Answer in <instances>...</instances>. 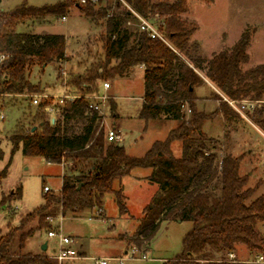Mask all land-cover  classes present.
Instances as JSON below:
<instances>
[{"label": "trees", "instance_id": "16d2710c", "mask_svg": "<svg viewBox=\"0 0 264 264\" xmlns=\"http://www.w3.org/2000/svg\"><path fill=\"white\" fill-rule=\"evenodd\" d=\"M86 1L60 0L34 6L24 0L8 11L0 10V101L39 93L40 87L28 79L30 69L35 64L43 68L66 59L64 35L23 32L19 27L46 16L65 17L76 7L87 18L106 20V33L101 37L105 56L85 73L70 75L66 86L77 93L94 94L104 82L143 66L144 101L139 118L146 126L161 117L177 125L165 140L155 141L137 157L128 154L120 142L107 141L103 118L89 108L85 98L63 104L55 124L40 107L31 112L27 127L19 125L9 137L11 156L22 148L27 156L63 165L65 173L59 192L43 193L44 203L0 238V264H57L46 251L23 254L28 239L38 231L52 230L50 219L94 210L102 216L108 193L116 194L124 212L123 192L114 190V183L136 168L150 169L148 180L159 190L144 208L135 232L120 239L148 251L163 222L190 220L192 228L183 238L181 253L164 264H260L256 259H230L229 254H235L237 245H244L257 257L264 254V236L256 229L257 223H264V195L252 199L255 189L246 188L249 177L239 173L242 157L226 155L218 160L209 148L213 139L203 131L205 123L216 115L228 122L241 118L223 96L239 102L246 98L251 102L264 100V64L242 68L249 59L251 33L245 31L231 51H221L206 60L198 55V44L191 42L198 25L183 17L189 12V0H123L129 8L119 1L122 10L118 13L112 5L97 8L92 0ZM134 13L155 19L168 43L146 31L134 36L124 27L125 19L136 16ZM206 82L223 95L217 98L219 105L213 113L201 111L197 105V89ZM110 105L116 120L112 100ZM254 122L264 131V109L257 111ZM175 142L181 143L180 156L174 155ZM10 164L11 159L0 171V185ZM22 196L23 187L19 186L0 205Z\"/></svg>", "mask_w": 264, "mask_h": 264}, {"label": "rangeland", "instance_id": "374dc122", "mask_svg": "<svg viewBox=\"0 0 264 264\" xmlns=\"http://www.w3.org/2000/svg\"><path fill=\"white\" fill-rule=\"evenodd\" d=\"M23 1L2 0L0 10L8 11ZM56 1L60 0H27V3L43 6ZM118 3V0H102L97 8L112 5L113 10L118 13L120 9L122 10ZM183 17L195 22L199 27L191 42L198 44V55L202 58L210 60L221 51H231L242 34L249 31L252 35L247 49L249 59L242 68L248 70L264 64V0H214L210 4L201 0H189V12ZM146 20L157 26L155 19ZM142 25L143 22L137 16L128 17L124 21V27L133 35L143 31ZM34 26V23L28 22L25 28L27 27L30 32L59 33L69 38L67 63H51L43 66V72L39 64H35L30 69V80L40 87L41 93H47V90L51 93L49 95L55 97L63 94L61 86L65 87L70 75L85 73L91 65L99 64L104 60L105 53L101 37L106 33L105 19L92 20L73 7L65 20L51 18L49 23L39 27L38 30ZM25 28L20 26L19 31ZM134 36L131 43H134ZM199 73L205 77L204 72ZM107 82L111 84L110 80ZM112 83L111 91L118 96L120 117L117 118V124L120 127L126 151L141 157L155 141L167 138L169 131L176 126L175 122L167 120L165 124L158 127L152 123L146 126L145 122L138 117L142 108L139 98L143 93V81L137 78L132 82L117 80ZM55 87L57 88L51 91L48 89ZM108 94L111 95L109 91ZM197 95L198 109L206 113H213L219 105L217 98L223 96L209 82L197 89ZM28 98L26 96L7 97L6 100L0 101V171L11 159L7 177L0 185V202L3 198L7 199L13 195L19 186L23 187L22 199L6 201L0 205V212H2L0 230L3 233L7 232V227L9 231V227L18 225L28 213L44 203L43 187L45 185L55 193H58L62 186L64 174L60 164L49 163L43 157L27 156L22 148L11 156L12 144L9 137L19 125L24 124L27 127L30 122L27 116L38 108ZM223 98L225 100L224 96ZM248 101L251 102L249 98L243 99L240 105H250L246 103ZM253 103H256L254 108L250 110L247 108L243 114H240V119L228 122L222 115H216L203 127L206 135L213 139L209 148L213 150L218 160L226 155L242 157L239 173L249 177L246 188L255 189L252 199L264 195V131L254 122L257 111L264 109V100ZM185 111L189 117V108L186 107ZM60 113L59 110L57 119ZM105 122L106 129L112 127L111 111ZM115 131L118 132L116 128ZM172 147L174 155L180 156L181 143L175 142ZM149 171L151 170L144 168L135 169L121 182L114 183V190L123 192L126 207L124 212L120 210L116 194L108 193L105 196L102 216L94 210L84 211L76 217L68 215L65 219L53 220L51 229L60 230L61 228L63 235L74 238V248L79 250L80 244L84 245L87 255L79 251L81 258L62 263L54 260L50 256L55 254L59 238H49L47 235L49 230L36 232L28 239L22 253L40 254L44 252L41 241L48 240L49 248L46 253L57 264H96V261L101 259H107L108 264H120V258H124L123 264H164L174 259L181 253L183 238L192 228L190 220L163 222L149 250L140 252V254L147 253V260L129 258L124 253V249L129 250L132 245L119 238L130 236L135 232L143 216L144 208L159 190L156 183L150 182L145 177ZM256 229L264 236V223H257ZM15 251L17 252V249ZM235 252V259L238 261L257 260V254L249 251L244 245H237Z\"/></svg>", "mask_w": 264, "mask_h": 264}, {"label": "built area", "instance_id": "2783aa9c", "mask_svg": "<svg viewBox=\"0 0 264 264\" xmlns=\"http://www.w3.org/2000/svg\"><path fill=\"white\" fill-rule=\"evenodd\" d=\"M80 3L86 4V0H79ZM102 0H92V2L96 5H98ZM122 4H124L125 7H128V5L123 0H118ZM129 8V7H128ZM141 21L143 22L142 28L143 31H146L149 33V35L152 38H158L166 43H168L167 38L165 35L159 31L158 27L149 23L146 19L140 17L136 13H134ZM5 59V56H1V60ZM111 85L109 82H104L102 84V90H100L97 93L94 94H81L74 92L73 90H69L70 88L66 86L64 87L63 94L59 96H51L48 94H42V93H34V94H28L24 95L26 97L31 98L30 101L33 105L40 107L47 115L52 124H55L57 121V115L60 110V107L65 104L67 101L73 102L79 98H85L89 101V108L95 112H97L102 118L103 122L102 125L106 128V119L110 114V100L113 99L111 95L108 94V91L110 89ZM225 100L239 113L243 114L246 109L249 110L251 108H254V105L256 103L253 102H246L250 103L246 106V104H241L239 101L235 100H228L225 98ZM3 118V115H2ZM106 137L108 142H121V135L115 131V127H111L109 129H106ZM51 191V188L49 186L43 187V192H49ZM62 219V218H61ZM50 222H53V219H50ZM49 238H59V244L57 245V249H55V254L51 255L50 257L54 260L62 263L69 260H75L78 258H81V254L79 251L74 248V238L70 236L63 235L60 230H49L47 233ZM140 250L136 246H132L129 250H127L126 255L129 256L131 259H142L147 260V253L146 254H140ZM140 254V256H139ZM230 259H235L236 255L234 253L229 254ZM124 258H120V264H123ZM107 259H101L97 260L96 264H108ZM257 262L264 264V254L259 255L257 257Z\"/></svg>", "mask_w": 264, "mask_h": 264}, {"label": "crops", "instance_id": "0c3cea01", "mask_svg": "<svg viewBox=\"0 0 264 264\" xmlns=\"http://www.w3.org/2000/svg\"><path fill=\"white\" fill-rule=\"evenodd\" d=\"M57 2V1H56ZM66 17L67 16H65V17H61L63 20H65L66 19ZM51 18H60V17H55V16H46V17H43V18H38V20H36V21H34V22H32V23H34V28L36 29V30H38L39 29V27H42V26H44L45 24H47V23H49L50 22V20H51ZM28 25V23H26V24H24V25H22L21 27H24L25 28V26H27ZM23 32H30V30H28V28L26 27L25 29H23ZM33 33H37V34H59V33H48V32H45V31H43V32H37V31H33ZM61 35H63V34H61ZM65 36V35H64ZM65 38H66V52H65V57H66V59H65V61L64 62H62V63H67L68 62V60H69V55L67 54V50H68V48H67V46H68V41H69V38L68 37H66L65 36ZM61 63V62H60ZM58 64V63H57ZM44 71V68L41 70V72H43ZM144 71H145V68L143 67V66H137V67H134V68H132L126 75H124V76H122V77H117V78H115L114 80H112L111 81V87H110V89H109V92H110V94L112 95V97H113V99H112V104L114 105V106H116V113H117V115H118V118L120 117V115L118 114V102H117V95L115 94V93H113L112 91H111V88H112V86H113V81H119V80H123V81H127V82H132V81H134V79H137V78H139V79H141L142 81H143V93H142V95L140 96V101H141V103H142V105H143V98H144ZM28 79H29V81L32 83V84H35V83H33L31 80H30V77H29V74H28ZM62 88H63V92H64V87L63 86H61ZM57 87H55V88H48L49 89V91H51V90H54V89H56ZM46 92L47 93H43L42 92V94H51V93H48V91L46 90ZM39 93H41V91L39 92ZM110 111H111V105H110ZM140 111H141V109H140ZM140 113V112H139ZM138 117H139V115H138ZM166 121H167V119H165V117H161V118H158V119H155V120H151L150 122H149V124L148 125H150L151 123L154 125V126H160V125H163V124H165L166 123ZM168 121H170V120H168ZM117 122H118V120L116 119V120H113V123H112V126L113 127H115L117 130H118V132H119V134L121 135V144H123L124 145V141H123V136H122V133L120 132V127H119V125L117 124ZM174 122V121H173ZM147 125V126H148ZM175 125H177V122H175ZM124 147H125V145H124ZM129 154V153H128ZM131 155V154H130ZM132 156H134V155H132ZM137 157H140V156H137ZM61 165V164H60ZM62 167H63V165H61ZM136 169H138V168H136ZM135 170V169H134ZM133 170V171H134ZM150 170V169H149ZM64 167H63V174H64ZM132 171V172H133ZM131 172V173H132ZM150 173H151V171H149V173L148 174H146V178H148L149 177V175H150ZM129 176V175H128ZM63 177V176H62ZM2 212H0V214H1ZM139 226V225H138ZM7 232H8V227H7ZM6 232V233H7ZM6 233H3V231L2 230H0V238L2 237V236H4ZM36 234V233H35ZM34 234V235H35ZM45 242H48V248H49V241L48 240H46ZM45 242H43V241H41V243H45ZM42 244V245H43ZM124 249V248H123ZM78 251H80L81 253H84V254H86L87 255V252H86V250H85V247H84V245L83 244H80V246H79V250ZM47 252V251H46ZM126 252H127V250H125L124 249V253L126 254ZM235 255H236V252H235Z\"/></svg>", "mask_w": 264, "mask_h": 264}, {"label": "water", "instance_id": "95a60500", "mask_svg": "<svg viewBox=\"0 0 264 264\" xmlns=\"http://www.w3.org/2000/svg\"><path fill=\"white\" fill-rule=\"evenodd\" d=\"M2 0H0V3H1ZM48 249V242H45L43 245H42V250L43 251H47Z\"/></svg>", "mask_w": 264, "mask_h": 264}]
</instances>
